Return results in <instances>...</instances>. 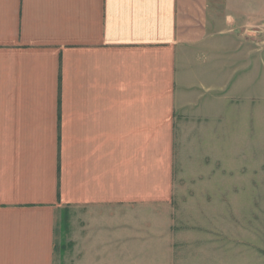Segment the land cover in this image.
<instances>
[{"label": "crops", "instance_id": "1", "mask_svg": "<svg viewBox=\"0 0 264 264\" xmlns=\"http://www.w3.org/2000/svg\"><path fill=\"white\" fill-rule=\"evenodd\" d=\"M254 45L264 0H0V264L57 246L59 264H180L200 228L224 243L228 197L254 213L264 190ZM200 179L202 227L180 223V181Z\"/></svg>", "mask_w": 264, "mask_h": 264}, {"label": "rangeland", "instance_id": "2", "mask_svg": "<svg viewBox=\"0 0 264 264\" xmlns=\"http://www.w3.org/2000/svg\"><path fill=\"white\" fill-rule=\"evenodd\" d=\"M254 57H264V50L259 49L258 45H254ZM254 68L256 69L257 67ZM262 75L261 72L257 71L256 76H254V109H264V77H261ZM190 160L192 163V155H190ZM203 160L209 164L211 156L207 155L203 157ZM190 170L195 171L193 164ZM180 182H183V186L189 183L190 188L180 192L178 198L173 199L172 202L179 205V215L173 211L174 216L178 215L180 223L184 224H186L187 220H190L188 219L189 216H193L195 225L202 227L204 213L192 209L202 205L204 198H209L202 195L204 181L200 179ZM262 188H264V181L254 179V189L261 191ZM232 198L228 197V232L227 238L223 239L224 243H220L219 239H211L210 249H206L203 247L202 228H200V233L196 235L195 239L192 241L191 239H185L188 240L187 244L182 242L183 239H180V264H204L205 258L218 257L217 255L220 252H223L225 256L226 263L224 264H264V190L262 196L254 195V213H251L250 208L243 204V200H250L249 196L234 197L236 203L241 202L238 205L239 210L237 212L231 202ZM252 229L254 230V239H250ZM58 250L59 246L56 249L55 264H59ZM210 261L213 263V260L210 259Z\"/></svg>", "mask_w": 264, "mask_h": 264}, {"label": "trees", "instance_id": "3", "mask_svg": "<svg viewBox=\"0 0 264 264\" xmlns=\"http://www.w3.org/2000/svg\"><path fill=\"white\" fill-rule=\"evenodd\" d=\"M61 248L64 250L65 249V246H62Z\"/></svg>", "mask_w": 264, "mask_h": 264}]
</instances>
